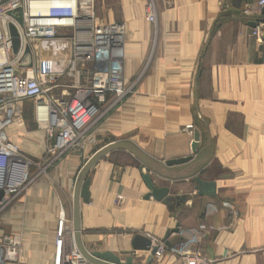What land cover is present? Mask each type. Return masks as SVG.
Listing matches in <instances>:
<instances>
[{"label":"crops","instance_id":"1","mask_svg":"<svg viewBox=\"0 0 264 264\" xmlns=\"http://www.w3.org/2000/svg\"><path fill=\"white\" fill-rule=\"evenodd\" d=\"M148 1L103 0L96 5L103 13L100 21L124 23L125 75L141 78L96 128L112 138L94 152L112 141L134 143L153 162L143 171L157 186L169 187L178 202L172 208L146 198L150 189L142 177L143 163L127 150H114L89 174L90 202L81 207L84 243L92 252H112L125 260L133 255L137 234L174 246L196 240L199 264H264V35L252 33L251 20H238L241 6L255 0H154V23L146 17ZM260 18L264 14L254 19ZM194 108L204 123L199 153L194 135L186 130L194 124ZM233 112L242 117L244 131L232 128ZM16 124L10 127L13 140ZM26 134L31 144L44 137L42 131ZM188 156L194 158L185 164L166 163ZM215 162L232 174L218 175ZM80 163L74 158L59 164L42 179L46 182L40 189L30 187L19 198L20 205H28L30 246L38 252L42 243L48 252L42 263L53 252L60 207L73 219ZM198 176L216 183L215 197L199 194ZM34 195L43 208L37 209ZM178 225L180 232L166 239ZM135 256L146 259L148 252ZM157 264L187 263L167 250Z\"/></svg>","mask_w":264,"mask_h":264},{"label":"built area","instance_id":"2","mask_svg":"<svg viewBox=\"0 0 264 264\" xmlns=\"http://www.w3.org/2000/svg\"><path fill=\"white\" fill-rule=\"evenodd\" d=\"M263 8L264 0H256L245 10L246 19L257 23L252 29L258 36L264 35V18H254L263 15ZM146 17L156 22L154 0L147 4ZM11 26L19 40L16 49ZM125 37L124 23L97 18L96 0H0V264H27L22 235L2 228L5 211L35 179L33 161L10 136V127L21 120L23 103L34 102L35 121L52 141L56 157L83 147L88 128L134 91L124 71ZM52 49L53 59H43ZM70 88L72 98L67 96ZM153 242L156 257L170 250L187 264L202 260L196 240L178 246ZM53 245L47 264H90L75 243L73 220L62 206Z\"/></svg>","mask_w":264,"mask_h":264},{"label":"rangeland","instance_id":"3","mask_svg":"<svg viewBox=\"0 0 264 264\" xmlns=\"http://www.w3.org/2000/svg\"><path fill=\"white\" fill-rule=\"evenodd\" d=\"M96 1H97L96 5H99V7L102 6L103 0H100V1L96 0ZM248 6H249V4L241 6V9L239 12L240 19H238V20L242 21L243 23H247V19H245L246 18L245 17L246 16L245 10L247 9ZM99 7L98 6L96 7V16L100 20L102 17L101 18L99 17V12H100ZM100 13L103 14L102 12H100ZM101 16H103V15H101ZM54 55L55 54H54L53 49H52L46 55H44L43 59L51 60V59H53ZM140 78H141V76L139 74L132 77L131 79H128V77H127L128 84L130 86L133 85V89H136L137 85L140 83ZM64 81L67 84L72 82L71 79H65V78H64ZM73 94H74L73 88H70L67 96L69 98H72ZM237 95H238V93H237ZM114 108H115V105H114ZM110 111H111V109L109 111L103 113L102 117L97 121L98 123L95 126L93 125L94 128H91V127H93L92 125L88 128V130L86 131V134H85V139L83 141V144H84L83 147H81L79 149H71V150L66 151L65 153L56 157L55 152L51 150V147L53 145L52 141L46 137V133L44 132L43 129H41V131L43 132L44 137L41 140V142L38 140L37 143L31 144V139L28 136H26L27 132H30V133L31 132H37V134H38V132H41V131L35 122V104H34V102L31 100L25 101L24 105H23V109H22L21 120L18 122V124H16V126H15L16 129H14V131H13L14 132L13 136H14L15 140L17 141V143L21 146L24 153H26V155L34 163L33 171H34L35 179H34L31 187L36 188V186H37V187H39L38 189H40V187H42L41 186L42 183L46 182V180H42V179H46L47 176H49L51 173L55 172V170H54L55 167H58V165L62 164V163H69L70 164V163H72V160H74V158H77V159L79 158L81 161V163L79 164V167H78L79 168L78 172H79L81 170L82 166L85 164V162L93 155L94 150L96 148H98V146L105 144L106 142H108V140L110 138H112V136L110 134H108V135L105 134V132L103 130H98V129L96 130V128H100L104 125L107 113H109ZM193 112H194V124H190L186 128V130L192 135H194L195 127H199V128L204 127V123L199 119V117H198L199 115L196 112L195 108H194ZM232 115H233L232 116L233 117L232 118V128L236 129L237 131H244L245 124H244V122H242V117L240 116V114H236L235 112H233ZM31 149H32V152H30ZM213 166H215L214 171H216V173H218V175L229 176L232 174L231 170L225 171L224 169H222V167L220 165L218 166V164L216 162L213 163ZM208 171H209V169H208ZM212 173H214V172H212ZM202 174H204V171L202 172ZM214 175H215V173H214ZM35 195L39 196L38 192H36ZM35 195L32 199L29 198V200L31 199L34 203H38L37 209L43 208L40 204L41 199L37 198ZM25 198L26 197H24V199ZM29 200H27L26 203H30L31 200L30 201ZM25 206H28V205H26V204L20 205L19 200H18L12 206V208L10 209L9 212H8V210L5 211L4 215L5 214L7 215L8 220L3 221V219L1 218L2 219V228L8 232H15V233H19L20 235H22L23 248H24V251H23L24 252V259L26 260L27 264H34L33 260L39 261L40 259H41V262L36 263V264H45L42 262L44 260V255L45 254L47 255L48 252H46L42 243L40 242L41 244L39 245V251L38 252L34 251V248H33L34 246H30V244H34V242L31 241V236L29 234L30 232H28L26 230ZM35 208L36 207H34L33 209L35 210ZM13 211L17 212L16 216H14ZM14 218H16V219H14ZM93 247L94 246H92V248ZM27 248H28V250L30 249L31 252L26 251ZM195 248L198 250L197 251L198 253H201L199 248H197V247H195ZM200 257H201V255H200ZM161 258H162L161 256H157L155 258V263L156 264L159 263V261H161ZM136 260L142 261V260H147V258L146 259L140 258V259H136Z\"/></svg>","mask_w":264,"mask_h":264},{"label":"water","instance_id":"4","mask_svg":"<svg viewBox=\"0 0 264 264\" xmlns=\"http://www.w3.org/2000/svg\"><path fill=\"white\" fill-rule=\"evenodd\" d=\"M264 14V8L262 10ZM21 21V19H19ZM256 21H251L250 26L256 27ZM12 34L14 36V44L15 49L19 44V40L17 37V33L13 26H11ZM50 71H53L49 69ZM194 140H195V152L199 153L201 150V144L203 140L202 130L199 127L195 128L194 132ZM117 149H124L134 154L136 157L140 159L143 163L141 169H145V167H150L153 162L150 159L149 155H147L144 151L138 148L134 143L130 141H112L107 143L106 145L99 148L93 155L85 162L79 171L74 193H73V227H74V238L75 243L84 257L91 264H154L155 257L157 254L158 246L154 245V242L151 238L147 237L143 234L135 235L133 239V255L128 256L125 260H122L118 255L112 252H92L90 251L83 240V231H82V217H81V207L82 203L90 202V178L89 174L93 167L104 159L107 155H109L112 151ZM193 156L181 157L176 159H170L166 163L169 166L173 165H181L193 160ZM142 177L147 184L150 192L147 194L146 198L154 197L158 201H162L166 205L174 208L177 204L178 198L170 195L169 187H159L155 184L153 177L147 171L142 172ZM195 181L197 183L196 189L198 190L200 195H208L211 197L216 196V183L204 181L201 177H196ZM180 226L178 225L173 231H169L166 235V239H168L171 232L178 233L180 232ZM168 245H171L167 242ZM137 251H146L148 252V257L145 263L139 262L136 260V252Z\"/></svg>","mask_w":264,"mask_h":264},{"label":"trees","instance_id":"5","mask_svg":"<svg viewBox=\"0 0 264 264\" xmlns=\"http://www.w3.org/2000/svg\"><path fill=\"white\" fill-rule=\"evenodd\" d=\"M178 202V201H177ZM171 246V245H170Z\"/></svg>","mask_w":264,"mask_h":264},{"label":"bare ground","instance_id":"6","mask_svg":"<svg viewBox=\"0 0 264 264\" xmlns=\"http://www.w3.org/2000/svg\"><path fill=\"white\" fill-rule=\"evenodd\" d=\"M73 220V219H72Z\"/></svg>","mask_w":264,"mask_h":264}]
</instances>
